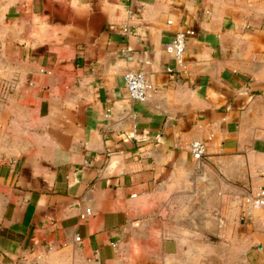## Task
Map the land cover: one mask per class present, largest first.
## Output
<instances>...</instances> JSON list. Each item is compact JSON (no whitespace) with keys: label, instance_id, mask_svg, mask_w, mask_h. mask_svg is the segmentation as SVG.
Segmentation results:
<instances>
[{"label":"crops","instance_id":"crops-1","mask_svg":"<svg viewBox=\"0 0 264 264\" xmlns=\"http://www.w3.org/2000/svg\"><path fill=\"white\" fill-rule=\"evenodd\" d=\"M262 195L264 0H0V264H264Z\"/></svg>","mask_w":264,"mask_h":264},{"label":"built area","instance_id":"built-area-1","mask_svg":"<svg viewBox=\"0 0 264 264\" xmlns=\"http://www.w3.org/2000/svg\"><path fill=\"white\" fill-rule=\"evenodd\" d=\"M124 33L130 32L129 27L125 26ZM194 29L178 31L170 42L167 43V51L178 61H182L186 50L187 37L194 34ZM125 84L133 99L145 101L148 98L151 83L147 74L142 70H128L124 75ZM190 151L195 159L200 160L206 153V144L200 139H195L190 144ZM86 164L89 162L86 160ZM258 203H264V196H260Z\"/></svg>","mask_w":264,"mask_h":264}]
</instances>
